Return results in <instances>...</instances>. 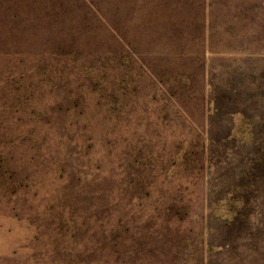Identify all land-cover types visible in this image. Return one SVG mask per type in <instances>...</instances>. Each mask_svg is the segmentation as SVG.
<instances>
[{"label": "rangeland", "instance_id": "rangeland-1", "mask_svg": "<svg viewBox=\"0 0 264 264\" xmlns=\"http://www.w3.org/2000/svg\"><path fill=\"white\" fill-rule=\"evenodd\" d=\"M0 264H264V0H0Z\"/></svg>", "mask_w": 264, "mask_h": 264}]
</instances>
